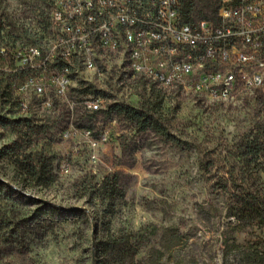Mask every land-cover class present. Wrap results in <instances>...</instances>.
Wrapping results in <instances>:
<instances>
[{"label":"rangeland","instance_id":"rangeland-1","mask_svg":"<svg viewBox=\"0 0 264 264\" xmlns=\"http://www.w3.org/2000/svg\"><path fill=\"white\" fill-rule=\"evenodd\" d=\"M53 4L0 0V48H54ZM0 66L12 68L1 60ZM16 80L6 76L0 84ZM154 88L160 87L133 74L124 54L105 53L78 70L68 95L51 109L36 105L24 113L14 99L0 97V119L28 118L38 126L20 132L0 126V149L18 143L25 163L0 159V264H103L100 242L141 229L136 255L131 245L105 264H257L264 228L234 219L230 206L234 194L264 198V95L216 101L163 89L162 121L181 147L101 112L114 103L140 108ZM91 98H100V107L89 109ZM87 115L96 143L65 137ZM114 173L126 192L111 212L99 187Z\"/></svg>","mask_w":264,"mask_h":264},{"label":"built area","instance_id":"built-area-1","mask_svg":"<svg viewBox=\"0 0 264 264\" xmlns=\"http://www.w3.org/2000/svg\"><path fill=\"white\" fill-rule=\"evenodd\" d=\"M180 0H54V48H0V97L24 113L51 109L70 92L78 70L105 53L124 54L134 75L163 89L227 101L238 94L264 95V0H219L216 17L187 23ZM77 73V74H76ZM100 107V98L85 101ZM95 144L94 132L71 127Z\"/></svg>","mask_w":264,"mask_h":264},{"label":"trees","instance_id":"trees-1","mask_svg":"<svg viewBox=\"0 0 264 264\" xmlns=\"http://www.w3.org/2000/svg\"><path fill=\"white\" fill-rule=\"evenodd\" d=\"M181 1V16L187 23L196 22L199 20H210L217 16L219 10L218 4L214 6V0H180ZM139 77V76H138ZM141 81L146 84L156 86L154 83L147 81L146 79L139 77ZM165 91L163 88L153 89L147 100L140 108H134L120 103L111 104L107 109L102 110L105 117L109 120H113L120 116H124L135 124L137 131L152 130L153 132L166 137L167 141L174 143L177 147H181L183 142L168 133L166 125L162 118V111L165 103ZM93 116L87 115L85 124L79 126V128L90 127ZM0 126L2 128L12 127L20 132L21 127H27L31 130L38 126L33 124L31 119L25 118L20 120L0 119ZM15 143L10 146H6L0 149V159L11 156L14 157V161L19 165L25 164L21 156L17 155V148ZM28 157V156H26ZM33 168V166H32ZM31 172L35 175L36 171ZM126 184L121 181V175L114 173L108 175L99 187V199L101 202H109V208L111 212H114V202L125 196ZM233 203L230 206V216L238 221L250 220L251 222H258L264 228V198H258L256 196L238 197V194L232 196ZM144 237V229L139 230L134 234H123L122 236L109 235L108 238L99 244V257H101V263L105 264L109 260H117L118 257L125 255L129 246H134L133 256L138 253L139 244H135L134 241L137 238ZM255 262L257 264H264V243L262 246L255 248Z\"/></svg>","mask_w":264,"mask_h":264}]
</instances>
